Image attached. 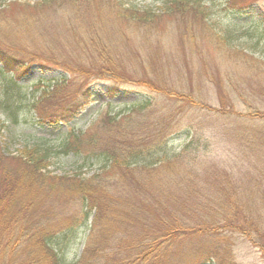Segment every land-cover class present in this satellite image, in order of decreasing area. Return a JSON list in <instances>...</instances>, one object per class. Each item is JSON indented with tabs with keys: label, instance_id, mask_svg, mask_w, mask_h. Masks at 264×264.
Segmentation results:
<instances>
[{
	"label": "rangeland",
	"instance_id": "374dc122",
	"mask_svg": "<svg viewBox=\"0 0 264 264\" xmlns=\"http://www.w3.org/2000/svg\"><path fill=\"white\" fill-rule=\"evenodd\" d=\"M0 2V41L52 58L57 68L35 64L18 81V119L0 106V146L6 156L0 164L2 264H27L28 238L36 230L82 220L81 201L67 183L61 189L46 188L49 194H36V187L24 185L23 192H8L16 201L3 199L6 179L15 180L20 167L13 156L26 146H48L52 174L88 178L101 164L64 153L61 142L68 130L87 131L106 114L131 119V129L140 125L139 134L158 136L165 129L161 134L170 157L188 148L189 158L173 170L189 178L177 181L180 189L170 195L152 184L141 188L137 182L143 176L148 181L144 169L117 167L100 176L106 193L117 196L130 217L110 229L111 240L101 234L93 238L92 247L100 246L101 253L90 256L87 264L128 261L133 241L151 232L165 233L159 218L183 224L177 248L170 253L175 264L200 257L217 264L228 259L232 264H264V13L259 14L264 0H203L210 13L206 18L166 14L171 0H55L50 6H35L41 0ZM129 7L154 10L159 19L137 30L119 16ZM218 33L229 41H219ZM107 69L116 76L97 80V73ZM12 76L0 72V86ZM54 78L69 79L74 89L91 84L89 103L67 124L42 115L71 98L50 95L39 104L42 111L33 108L44 94L38 81ZM190 99L193 103L186 101ZM144 101L152 103L144 112L129 111L131 103ZM59 112L63 106L54 114ZM93 129L103 137L117 132L114 127ZM154 175L153 182L161 184L171 173L167 168ZM122 178L125 184L119 187ZM84 227L78 226L76 237L66 228L58 235L62 264L80 260L89 242Z\"/></svg>",
	"mask_w": 264,
	"mask_h": 264
},
{
	"label": "trees",
	"instance_id": "16d2710c",
	"mask_svg": "<svg viewBox=\"0 0 264 264\" xmlns=\"http://www.w3.org/2000/svg\"><path fill=\"white\" fill-rule=\"evenodd\" d=\"M53 1L55 0H41V2L35 4V6H40L41 3L50 6L53 4ZM1 3L2 2H0V4ZM125 10L126 11L120 12L119 16L125 19V22L129 26L137 30L146 25L155 23L154 21H157L160 16V13L151 9L141 11L138 8L129 7ZM165 12L169 15L175 14L176 12L181 15L193 13L194 16L201 15L203 18L210 15L203 0H171ZM263 13L264 10L259 14L262 15ZM217 38H219V41L221 42L229 41L228 36H225L222 33H218ZM102 54L103 53H100V56H102ZM46 58L47 57L44 58L39 55L25 53L20 48L14 47L12 44L0 41V72H10L13 75L5 84L0 86V89H2L0 90V106L9 112L11 114L10 117L13 119H18L17 112L20 110L18 104L22 97V86L18 81L26 76L31 67L35 64L43 69H57L54 65L55 61L52 58ZM108 70L109 69L106 71L100 70V72L97 73L98 76H95L96 79L105 80V78H100V76H105ZM110 75H112L111 77L116 76L114 74H107V76ZM38 82L44 86V94L33 104L35 110L42 111V109L39 108V104L43 99L50 97V95L55 97L63 95L66 99L71 98V102L69 103H55L52 109L48 110L47 114L43 113L42 115L43 117L55 116V121L63 120L62 122H65V124L77 118L80 110L89 103V99L92 96L91 84H89V86L86 85L74 89L69 86V79L67 78H62V80L58 78L51 80L40 79ZM50 88L51 90L46 91ZM109 88L111 89V87ZM159 90L164 91L163 89ZM109 92H112V90ZM181 96L183 95L178 94V97ZM186 101L193 103V99ZM151 105V101H144L131 103L128 108L131 112L133 111L136 113L137 111L142 113ZM61 106H63V112H59L58 114L55 113V115L54 112H56ZM118 115L119 114H106L99 121L94 123L87 131L72 132L71 130H68L61 142V148L64 153L74 152L75 154L82 155L91 165L95 163L101 164L88 178L79 175L71 177L67 175L58 176L52 174L48 169L51 157L50 147L48 146L38 144H35L33 147L26 146L19 150L17 155L13 156V159H16L19 162L20 167L19 171L17 170V172H14L17 174L15 180L6 179V189L3 193V199L12 202L16 201L13 197H7L9 195L8 192H12V190L23 192V189H25L24 185L36 187L38 192L36 194H49L50 192L46 191V188L52 187L53 189H61L65 186V183H67L70 192L79 197L82 205V220L79 223L66 225L64 228L61 227V225H54V227L51 228L44 227L41 231L36 230L35 233L29 236V248L26 251V254L28 255V258L26 259L27 264H62L57 250V247L60 246L58 235L62 233V231H65L64 229L66 228L72 237H76L75 235L80 224L85 226L84 231L89 229V233L86 237V240L89 242L83 248L81 258L76 264L86 263L90 256L96 257L100 255V246L92 247V241H94L93 238L97 236L98 239L100 234L102 236H108V233H112V231H110L111 228L118 226L119 223H122L123 219L130 217L128 209L120 208L121 204L118 203L117 196L106 193L107 191H105L106 188L103 180L98 181V178L104 173L117 167L125 170L144 169L148 175V181H146V179L142 181L145 177L143 176L140 179L141 181H138L137 184L143 189L145 185H156L159 190L170 195L175 194V192L180 189L178 182L183 183L189 178L187 174H182L179 173V171L175 172L173 170H177L178 168L174 167L177 166V164H180V162L185 161L186 157L189 158V156L186 155L188 148H185L181 153L174 154L170 157L165 146V135L161 134L163 131H166L165 129L158 131V136L152 135L148 132L139 134L137 130L140 128V125H136L133 130L131 129V126L135 122H132L131 119H129V121H123L125 117L118 118ZM95 126L114 127L117 129V132H115L114 136L109 137L105 135L103 137L99 131L93 129ZM1 127L2 125L0 124V129ZM5 158L6 156L0 146V164ZM183 165H186V163ZM167 168L170 169L171 176L169 175L164 183H162V181L161 184L153 182L157 177L154 175V172H158L161 169L166 170ZM7 175L10 178L9 173H7ZM170 183H172V186H170ZM116 184L119 187L124 186L125 183L123 178L119 179ZM58 185L59 187H56ZM171 187L174 188L169 191V188ZM39 190L45 191L39 192ZM26 193L27 192L24 194ZM12 195L14 194L12 193ZM134 206V204H131L128 208L133 209ZM10 221L13 220L11 219ZM157 222L166 225L165 233L160 235L157 232H151V235L148 233V235L137 238V241L131 243L132 247L130 249H133V251H130V249L128 250L132 252L131 254H133V256H129L130 258L127 259L128 261L119 262L117 264H175V260L171 258L170 253L172 251L174 252L177 248L175 245V239L178 233L183 230V224L178 219H175L171 224L166 220L164 222L161 218L157 219ZM185 229L188 228L186 227ZM112 237L108 236L110 240ZM112 242L113 241H110V243ZM5 249L7 250L8 247L5 246ZM166 253L169 254V258L163 259V256ZM216 254L219 253L216 252ZM0 264H2L1 257ZM186 264L217 263L213 261V258L211 260H203V257H200L197 261ZM227 264H232V261H229L228 259Z\"/></svg>",
	"mask_w": 264,
	"mask_h": 264
}]
</instances>
